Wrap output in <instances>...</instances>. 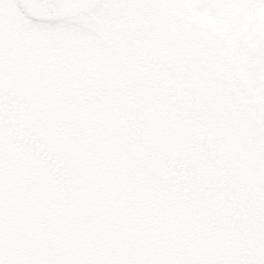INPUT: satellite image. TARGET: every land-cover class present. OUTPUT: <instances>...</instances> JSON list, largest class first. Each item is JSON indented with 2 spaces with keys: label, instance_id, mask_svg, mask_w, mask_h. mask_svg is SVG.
<instances>
[{
  "label": "snow or ice",
  "instance_id": "snow-or-ice-1",
  "mask_svg": "<svg viewBox=\"0 0 264 264\" xmlns=\"http://www.w3.org/2000/svg\"><path fill=\"white\" fill-rule=\"evenodd\" d=\"M113 9L128 15L113 21L105 15ZM12 30L90 41L114 74L128 71L138 115L114 114L111 130L101 129L84 140L86 151L73 153L77 166L65 191L81 172L87 191L67 204L61 219L74 238H96L94 251L42 257L24 243L26 222L6 232L0 159V264H264V199L247 234L223 254L176 247L159 253L139 241L131 254L123 247L139 228L168 238L193 198L189 191L206 199L207 183L189 185L197 175L211 180L210 154L199 151L209 132L217 137L214 156L235 160L264 189V0H0V51ZM41 147L38 141L33 150ZM229 203L225 195L218 205L225 218Z\"/></svg>",
  "mask_w": 264,
  "mask_h": 264
},
{
  "label": "rangeland",
  "instance_id": "rangeland-1",
  "mask_svg": "<svg viewBox=\"0 0 264 264\" xmlns=\"http://www.w3.org/2000/svg\"><path fill=\"white\" fill-rule=\"evenodd\" d=\"M113 21L119 20L123 15L128 14L113 9L105 14ZM116 25V24H115ZM54 36V35H53ZM56 38V36H55ZM48 42H52L54 47L60 46L62 48V65L69 63L68 58L79 61V58H89L92 62H100L105 58L98 51L93 50L88 40H61L52 39L48 37L45 39L43 45L48 46ZM77 48V49H76ZM56 73V72H55ZM118 74L128 75L127 70H121ZM53 76L49 81L47 73L42 77L50 89L45 91V109H41L40 102L41 94H29L26 100L30 104V128L38 135V139L46 142V148L52 150L53 154H57L58 159L65 161V166L69 169L66 178L62 181L63 189L57 187V180L50 173L49 168L39 167L38 161L30 158V173L29 177L22 176L21 158L17 151H13L12 171L13 177L11 182L7 183L3 178V185L5 190V230L6 232L15 233L19 228L21 222H26L24 228V243L36 250L42 257L54 256L65 249H71L74 252H82L84 250L94 251L100 247V242L96 238L89 237L87 239H76L64 230L62 215L68 203L74 197H83L87 191L85 183L86 173L81 172L78 179L73 183V187L65 191L66 183L70 179L73 168L77 166V161L73 158V153L81 149L87 150L88 146L83 142L84 140H91L95 137L104 123L100 118L91 119L86 112H78L68 107L66 100L74 98L76 95L75 87L66 82L65 78ZM101 75V74H100ZM75 79V78H74ZM75 81V80H74ZM65 84V85H64ZM73 89H67V87ZM58 105V112L48 111L49 108L55 107L52 103ZM52 104V105H51ZM61 104V105H60ZM40 108V109H39ZM202 111L203 109H199ZM43 111V112H42ZM39 117L41 119H39ZM64 117L66 124L60 120ZM38 128L34 127V124ZM194 122L191 126L193 127ZM63 126L65 132L58 131V127ZM195 127H202L200 124H195ZM73 133V137L68 138L67 133ZM213 137L211 151L206 147V138ZM190 140V136H186ZM210 139V138H209ZM217 137L214 133L209 132L202 136L199 141V151H204L210 154V168L209 174L211 180H207L204 176L199 175L202 183H207L208 188L205 192V200H201L194 195L188 200L187 207L183 208L177 213L176 220L171 225V233L168 238H158L151 234L150 231L144 228L135 229L134 238L128 240L124 245L125 251L133 253L136 250L137 242H141L146 248L159 252L167 253L172 247H176L185 253L193 251L205 252L209 249L217 254H223L233 247L238 238H242L248 232L249 226L257 220V208L264 199V189H262L255 177H250L247 170H242L236 166L235 160L227 158H216L215 145ZM210 143H208V146ZM78 147V149H76ZM201 149V150H200ZM243 151V148L238 149ZM214 156V158H213ZM217 159V161H215ZM3 169H8L7 164L2 160ZM10 166V165H9ZM11 168V167H10ZM6 172V171H5ZM221 182L222 187L217 188L215 185ZM23 185L25 190L20 189ZM231 185V187H229ZM54 192V193H53ZM57 193V195L55 194ZM225 195L235 198L238 203V208L243 213V217L235 214L233 220L237 222V228L229 227L231 216L227 217L220 215V208L218 205L224 200ZM230 200V199H229ZM209 201H215L216 207L213 209ZM47 205V211H42L44 205ZM191 206L195 207L194 211H189ZM230 210V203L228 205V213ZM195 213H199L204 217V221L198 218ZM185 217H195L191 223L186 222ZM214 222V227L209 225L206 220ZM228 221L227 226L221 225L222 221ZM242 224V225H241ZM202 225L207 226V231H202ZM242 227L238 229V227Z\"/></svg>",
  "mask_w": 264,
  "mask_h": 264
},
{
  "label": "flooded vegetation",
  "instance_id": "flooded-vegetation-1",
  "mask_svg": "<svg viewBox=\"0 0 264 264\" xmlns=\"http://www.w3.org/2000/svg\"><path fill=\"white\" fill-rule=\"evenodd\" d=\"M123 17L125 16L123 15L121 18ZM115 27L119 28L120 25L116 24ZM49 37L60 41L57 36L55 38V35H49ZM44 41L45 39H37L31 32L19 34L12 30L5 34L3 48L0 51V121H2L3 140V152L0 154V159L4 160L9 167L6 170L3 169V178L7 183H10L13 177L11 165L13 164L12 154L15 150L22 157L20 162L23 170L22 176L29 177L31 175L29 162L32 158L35 162L38 161L39 167L49 168L50 173L57 180V187L62 190L61 183L69 170L65 166V161L58 159L57 154H53L52 150L47 149L46 142L39 140L36 132L30 128V104L25 98L29 94L36 95L41 92L39 95L42 98L41 109L46 111L44 94L45 90L50 87L45 80L42 81V77L47 73L48 80L57 74L60 79L65 78L68 84L70 83L76 88L74 93L76 96L68 98L67 105H60L64 108H71L73 111L86 112L93 120L100 118L104 123L105 131L113 128L114 114H119L123 119L127 116L138 115V109L134 100L135 91L132 78L129 74L127 76L114 74L109 59L102 58L100 62L96 63L90 61L89 58H79V61L68 58L69 63L62 65V62L65 61H62L61 57L62 48L54 47L52 42H48V46H44ZM67 89H73V87L68 86ZM109 97L117 100V103L111 107L104 103ZM56 103L55 100V103H52L55 107L49 108L48 111L58 112ZM39 119L41 118L39 117ZM60 120L66 124L64 117H60ZM191 125L192 122L189 126ZM36 126L38 128L35 123L34 127L36 128ZM58 131L65 132V129L63 126H59ZM143 135L144 131L140 130V137L142 138ZM67 137H73V133H67ZM38 141L41 142L42 147L37 152L33 150V145ZM199 178L197 175L196 184H190V189L201 184ZM222 184L217 182L215 186L221 188ZM19 187L25 190L23 185ZM55 194L57 195V193ZM188 195L194 197L192 191H189ZM229 199L230 210L227 218L229 219L230 215L231 222L228 223L224 220L221 225L226 227L228 223L229 227L237 228V222L233 220V217L237 214L241 219L243 213L239 210L237 200L233 195ZM194 210V206L189 208V211ZM224 211V209L220 210L221 216H224ZM195 214L204 221V217H201L199 213ZM206 220L209 225L215 226L210 217H207ZM240 228L242 227H238V229Z\"/></svg>",
  "mask_w": 264,
  "mask_h": 264
},
{
  "label": "bare ground",
  "instance_id": "bare-ground-1",
  "mask_svg": "<svg viewBox=\"0 0 264 264\" xmlns=\"http://www.w3.org/2000/svg\"><path fill=\"white\" fill-rule=\"evenodd\" d=\"M210 138V139H209ZM206 147H207V145H208V143H210V147H212V142H213V137H208L207 136V138H206ZM209 149V148H208ZM210 150V149H209ZM213 151V150H212ZM213 158H214V156H213Z\"/></svg>",
  "mask_w": 264,
  "mask_h": 264
},
{
  "label": "water",
  "instance_id": "water-1",
  "mask_svg": "<svg viewBox=\"0 0 264 264\" xmlns=\"http://www.w3.org/2000/svg\"><path fill=\"white\" fill-rule=\"evenodd\" d=\"M207 148H209V149H210V152L212 151V150H211V147H210V145H209V146L207 145Z\"/></svg>",
  "mask_w": 264,
  "mask_h": 264
}]
</instances>
